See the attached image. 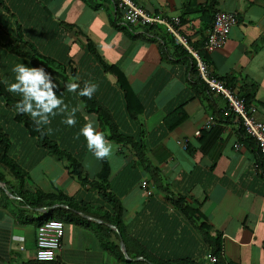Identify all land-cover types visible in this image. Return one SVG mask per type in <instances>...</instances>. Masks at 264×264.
Masks as SVG:
<instances>
[{"label":"crops","instance_id":"1","mask_svg":"<svg viewBox=\"0 0 264 264\" xmlns=\"http://www.w3.org/2000/svg\"><path fill=\"white\" fill-rule=\"evenodd\" d=\"M133 1L148 14L177 16L180 33L197 48L213 11L234 14L224 44L200 55L211 74L246 97L256 107V119L264 120V0ZM116 13L112 0H0V81L7 93L20 99L4 82L14 79L12 69L19 62L42 65L52 74L64 103L82 107L74 127L62 122L65 114H57L41 129L89 179L100 172L101 160L87 150L82 135L76 138L85 118H94L114 145L113 155L104 159L101 188L82 184L65 159L37 143L0 96V130L8 140L7 156L27 177L26 197L61 191L80 206H51L68 212L60 219V247L54 260L36 261L34 233L46 209L27 206L11 194L18 180L0 167V264H144L140 251L173 264L184 259L213 264L207 255L214 256L210 248L216 238L223 264H264V178L256 144L245 140L224 99L197 81L189 56L163 26L132 36L117 27ZM100 61L119 68L128 95ZM71 82L98 85L94 98L117 132L142 144V153L117 140L78 93L67 91ZM113 197L122 208L124 253L118 233L119 253L101 243L106 235L98 225L114 230L97 217L98 209L111 210ZM177 198L185 202L187 214L172 204ZM109 240L115 242L112 235Z\"/></svg>","mask_w":264,"mask_h":264},{"label":"built area","instance_id":"2","mask_svg":"<svg viewBox=\"0 0 264 264\" xmlns=\"http://www.w3.org/2000/svg\"><path fill=\"white\" fill-rule=\"evenodd\" d=\"M117 12L118 25L126 27L134 33L141 29L163 26L171 35L173 44L189 56L196 78L215 94L220 95L225 101L226 109L238 120L246 137L251 138L261 155L260 174L264 178V120L255 117L256 107L246 104L243 98L236 95L234 90L227 87L223 81L211 74L210 66L202 59L200 51L204 54L220 48L227 39L229 30L235 21L232 13L215 11L212 14L211 24L207 30L205 39L199 48L192 46L187 38L179 31V18L177 16H159L148 14L140 5L133 0H112ZM205 127V125L203 126ZM199 130L193 132V136H198ZM186 139L179 143L181 149H185ZM241 145V144H240ZM141 187H145V181L141 182ZM62 222L58 219H46L39 223L34 233L33 257L36 261H52L60 247L62 236ZM211 261H215L214 256L207 255Z\"/></svg>","mask_w":264,"mask_h":264},{"label":"trees","instance_id":"3","mask_svg":"<svg viewBox=\"0 0 264 264\" xmlns=\"http://www.w3.org/2000/svg\"><path fill=\"white\" fill-rule=\"evenodd\" d=\"M214 12L215 11H213L212 14ZM212 14H211V19H212ZM210 24H211V21H210ZM117 27H121L124 30L126 29V31L133 36L132 32L129 31L126 27L121 26V25H117ZM151 29H152V27L145 28L146 32H151ZM91 53L95 54L93 49H91ZM200 54H202V53H200ZM95 56H96V54H95ZM202 57L205 59L204 55ZM42 61L44 63H50L49 60H46V59L45 60L43 59ZM100 65L105 72L111 74L115 78L116 82L118 83L119 87L122 89L123 93L128 95V89L126 86V82H125V79H124L121 71L119 70V68L115 67L114 65L106 64V63L101 62V61H100ZM192 68H191V70H192ZM72 72H73V70H72ZM72 72L70 69V73H72ZM197 81L199 83H201L198 79H197ZM229 82L230 81L228 79L225 81L226 84H230ZM81 88H82V86H81ZM0 96L3 97V99L7 105L15 108L14 106L18 101L13 99L7 93V91L2 86L1 81H0ZM240 97L243 98V100L245 101L246 104H249L248 99L246 97L241 96V95H240ZM80 99L82 100L83 104L85 105V108L88 111L95 113L97 120L100 123L105 124L108 127V129L115 134L114 136H115V138H117V140L118 139L122 140L123 142H125V144L133 147L134 152L139 151L140 153H142V144H138V143L133 142L131 136L122 135L119 132H117L115 129V125L113 124L112 120L106 114V112L103 109V107L101 106V104L99 102H97V100L94 98V96L91 99H88L87 97H81L80 96ZM125 102H126V104H129L130 100L126 99ZM128 112L130 113L131 111L128 110ZM15 119L18 122H22L24 124V126L29 130V132L36 136L37 143L39 145H41L43 148H45L48 153L65 159L67 161V166L69 167L70 173L77 176L80 183H82V184L86 183L90 186L101 188V185H103L102 181H103V178H105V174H106V170H107V165H106L105 160H101V170L97 174V176H95V179H89V178H87L86 174L81 170V167L79 166L78 162H76L67 152H63V151L59 150V148L51 140H49L46 137V135L44 134V131L42 129L40 131H37V125L31 119H29L26 116V114H17L15 111ZM165 127L168 128L167 125ZM240 128H241V126H240ZM241 132H242L241 134L245 135L242 128H241ZM245 140H248L249 142L252 141V139L248 138V137H246ZM7 146H8V140H7L6 136L0 130V167L7 168L10 171V173L12 174V176L18 180V189L17 190L15 189L14 191H12L11 194H14L22 202H24L27 206L44 207L46 209V210H44L43 213H41V217L38 219L37 224L41 223L42 221H44L46 219L53 218V219H59L60 220L66 216V214L68 213L67 211H63L59 207L51 208V206L55 203L64 204L68 208H76L77 207L78 204L76 205L75 202H73L72 198L66 196V194L61 192V191H57L55 193H42V192L40 193L39 191H36L34 197H26L27 193L23 189L24 188L23 184H25L24 180H26L27 177H25L26 175L24 174V172L7 156V153H6L7 152ZM145 168L147 169V171H149L148 164H146ZM109 201L111 203V210L98 209L99 214L97 215V217L99 219H101L104 223L113 225L117 232L110 230L106 225H98L99 229L103 230V232L105 231L104 233L106 235L104 242L101 239V243L105 249L112 250L115 248L117 253H119L118 248H117V243H116L118 241V234L120 235L123 244H125L124 243L125 238L123 236V230H122V226H121L122 208H121L119 201L116 198H114V197L110 198ZM172 204L175 207H177L183 214H187L186 213L187 206L182 199L177 198L175 201L172 202ZM78 208H80L79 205H78ZM53 213L54 214L58 213L59 217L54 216ZM66 219H69V216H67ZM109 235H112L114 237L115 242H111L109 240ZM210 251H211L210 253H212L215 257V262L213 264H223L221 257L219 255L220 247H219V243H218L217 238L213 240V244L210 248ZM138 255L142 256L144 258V260H146V262H144V264H149V263L173 264L169 261L157 260V259L151 257L150 255L143 253L142 251H140L138 253ZM175 264H196V263L193 261L184 259V260L175 262Z\"/></svg>","mask_w":264,"mask_h":264},{"label":"clouds","instance_id":"4","mask_svg":"<svg viewBox=\"0 0 264 264\" xmlns=\"http://www.w3.org/2000/svg\"><path fill=\"white\" fill-rule=\"evenodd\" d=\"M12 72L14 79L8 84V91L17 94L20 99L15 104L17 114H27L37 125V131L41 126L51 123V117L57 114H65L62 121L69 127H74L77 123L76 113L80 107L69 108L63 99L57 95L59 85L54 80L52 74L44 66H28L19 62L14 65ZM67 91L78 93L81 97L91 99L98 89V85L85 82L81 88L80 84L71 82L66 85ZM51 131V129H49ZM86 141V147L97 160L110 158L114 152V145L110 142L102 131H99L95 124V119L85 118V123L79 130ZM190 170V169H189Z\"/></svg>","mask_w":264,"mask_h":264},{"label":"water","instance_id":"5","mask_svg":"<svg viewBox=\"0 0 264 264\" xmlns=\"http://www.w3.org/2000/svg\"><path fill=\"white\" fill-rule=\"evenodd\" d=\"M108 226L111 227L114 231H116V229H115L114 226H112V225H110V224H108ZM116 232H117V231H116ZM118 236H119V235H118ZM119 246H120V248H122V251H123V253H124V250H123V244H122V241H121L120 237H119ZM150 264H151V263H150Z\"/></svg>","mask_w":264,"mask_h":264}]
</instances>
